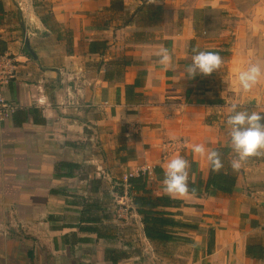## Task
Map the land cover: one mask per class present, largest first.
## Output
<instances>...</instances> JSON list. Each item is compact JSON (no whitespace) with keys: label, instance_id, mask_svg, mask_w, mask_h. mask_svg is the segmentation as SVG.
<instances>
[{"label":"crops","instance_id":"crops-1","mask_svg":"<svg viewBox=\"0 0 264 264\" xmlns=\"http://www.w3.org/2000/svg\"><path fill=\"white\" fill-rule=\"evenodd\" d=\"M194 48L218 53L221 67L185 79ZM3 54L16 64L5 90L16 112L0 126V264L144 255L111 246L123 236L140 237L160 264H264V154L234 171L226 123L232 105L264 115V77L247 93L238 82L250 63L264 69V0H0ZM195 144L223 151V170L238 175L232 195L206 192L212 169ZM174 155L189 161L188 183L204 182L203 197L153 208L173 223L168 235L187 240L156 242L136 210L117 221L116 205H132L117 189L150 165L147 188L168 196L164 166Z\"/></svg>","mask_w":264,"mask_h":264},{"label":"clouds","instance_id":"clouds-1","mask_svg":"<svg viewBox=\"0 0 264 264\" xmlns=\"http://www.w3.org/2000/svg\"><path fill=\"white\" fill-rule=\"evenodd\" d=\"M191 63L184 67L185 79H194L196 75L210 76L217 71L222 63V57L215 52L199 51L193 49ZM158 63L167 69L172 56L167 48H162L158 53ZM264 77V69L259 63H250L245 70L238 75L241 91H252L261 78ZM230 115L227 118L229 146L234 154L231 167L239 171L247 163L249 158L264 154V115L257 111L237 110V105H232ZM194 155L206 158L212 171L218 172L223 164L220 153L216 150L206 149L204 144L192 146ZM190 163L183 156L174 155L164 166L163 191L170 198H182L189 194Z\"/></svg>","mask_w":264,"mask_h":264},{"label":"trees","instance_id":"trees-1","mask_svg":"<svg viewBox=\"0 0 264 264\" xmlns=\"http://www.w3.org/2000/svg\"><path fill=\"white\" fill-rule=\"evenodd\" d=\"M143 9L141 8L140 11ZM160 11H157L155 15H158L159 20L162 16L159 14ZM151 16V14H150ZM97 45V43H92V47ZM130 65L129 62L124 61L123 67H116V75L120 76L123 74L125 69ZM115 75L111 74V77ZM138 83L136 82L135 85ZM220 153V158L225 155L222 150H218ZM224 166V160H222ZM239 173V172H238ZM238 182V175L227 173L223 170V167L218 172L212 171V174L206 184V192H209L211 188L216 189L218 192L224 195H232ZM130 188L126 190L124 187H118L117 193L121 196H128L132 201V206L137 213L144 216V222L146 224V236L148 239L156 242H186L187 240L183 237H174L166 233V227H173V223L166 219V217H159L156 211L153 208L157 207H170L174 205L177 200L170 198L169 196L162 197H153L151 191L147 188V179L146 177L139 176L129 180ZM204 182L199 180L197 183H189V193L196 194L198 198H202V189ZM87 208V206H85ZM88 210V208H87ZM177 225L176 223L174 224ZM184 226V225H181ZM168 228V227H167ZM200 232H204L201 230ZM215 243V233L211 231L209 246L213 247ZM248 254H251V248H248Z\"/></svg>","mask_w":264,"mask_h":264},{"label":"built area","instance_id":"built-area-1","mask_svg":"<svg viewBox=\"0 0 264 264\" xmlns=\"http://www.w3.org/2000/svg\"><path fill=\"white\" fill-rule=\"evenodd\" d=\"M16 70L15 60L10 54H3L0 56V126L10 120L13 114L16 112V108L13 107L6 99L5 90L13 80L14 72ZM137 176H145L149 179L154 178V169L150 165L142 167L138 172ZM135 177V175H124L121 179V185L126 190L130 188L129 180ZM132 205L121 204L119 202L115 207V216L118 222L125 223L133 215Z\"/></svg>","mask_w":264,"mask_h":264},{"label":"rangeland","instance_id":"rangeland-1","mask_svg":"<svg viewBox=\"0 0 264 264\" xmlns=\"http://www.w3.org/2000/svg\"><path fill=\"white\" fill-rule=\"evenodd\" d=\"M244 4V3H243ZM246 4V3H245ZM211 17H213L214 19V23L218 24L221 22V16L220 14H211ZM137 230H139L137 228ZM127 234V233H126ZM125 236H123V238L119 239L117 243L111 244V246H116V244L118 245V247L132 252L136 250H141L143 248L144 250V255L143 256H135L133 258V262H130L128 259L127 261L123 262V264H160L161 263V258L157 257L156 253L153 254V252H155L156 250L154 249L153 251H147V245L145 244V242H142V240H140V237H132V238H128ZM140 240V241H139ZM142 247V248H141ZM176 264H186V259L185 258H180Z\"/></svg>","mask_w":264,"mask_h":264}]
</instances>
